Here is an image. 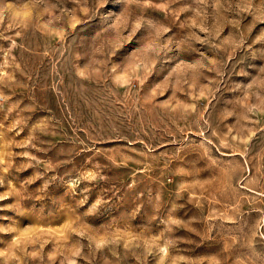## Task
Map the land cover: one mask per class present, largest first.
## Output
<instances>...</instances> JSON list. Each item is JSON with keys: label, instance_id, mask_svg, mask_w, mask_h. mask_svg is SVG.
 Instances as JSON below:
<instances>
[{"label": "rangeland", "instance_id": "rangeland-1", "mask_svg": "<svg viewBox=\"0 0 264 264\" xmlns=\"http://www.w3.org/2000/svg\"><path fill=\"white\" fill-rule=\"evenodd\" d=\"M0 264H264V0H0Z\"/></svg>", "mask_w": 264, "mask_h": 264}]
</instances>
